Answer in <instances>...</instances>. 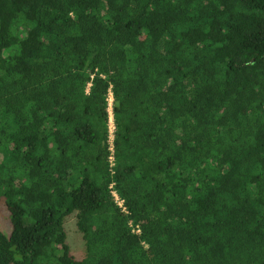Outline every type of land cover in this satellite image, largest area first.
Listing matches in <instances>:
<instances>
[{"label": "trees", "instance_id": "trees-1", "mask_svg": "<svg viewBox=\"0 0 264 264\" xmlns=\"http://www.w3.org/2000/svg\"><path fill=\"white\" fill-rule=\"evenodd\" d=\"M3 203L0 264H264V0H0Z\"/></svg>", "mask_w": 264, "mask_h": 264}, {"label": "rangeland", "instance_id": "rangeland-1", "mask_svg": "<svg viewBox=\"0 0 264 264\" xmlns=\"http://www.w3.org/2000/svg\"><path fill=\"white\" fill-rule=\"evenodd\" d=\"M111 104V111L113 108V98L110 99ZM12 209L9 210L8 207H6L3 203V205L0 204V228L4 230V232L9 233L12 228L11 223V211H14L16 209L15 206L11 207ZM195 221V219L193 218ZM237 222L240 220V216H235L233 218V221ZM67 229H68V240L71 244L72 250L75 255L78 257H84L87 253L86 247L84 244V241L82 239L81 234L77 230L76 227V218L72 217L67 221ZM179 238H182L186 240L188 245L194 246L198 240H207L210 238L209 234V227L202 226V227H193V229L186 230V232H182L178 234Z\"/></svg>", "mask_w": 264, "mask_h": 264}, {"label": "built area", "instance_id": "built-area-1", "mask_svg": "<svg viewBox=\"0 0 264 264\" xmlns=\"http://www.w3.org/2000/svg\"><path fill=\"white\" fill-rule=\"evenodd\" d=\"M113 131H114V122H113V118L111 120V132H112V135H111V138L113 139L114 135H113ZM114 161H115V158L114 156L112 155L111 156V163L114 164ZM112 186L114 187V183L112 184ZM114 194L116 195V199L118 200V202L120 203L121 206H123L124 204V200L123 199H120L117 191L114 189L113 190Z\"/></svg>", "mask_w": 264, "mask_h": 264}]
</instances>
